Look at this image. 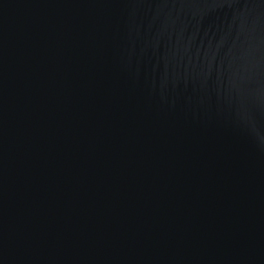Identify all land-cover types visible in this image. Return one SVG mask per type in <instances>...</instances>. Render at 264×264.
Returning a JSON list of instances; mask_svg holds the SVG:
<instances>
[{
	"label": "water",
	"instance_id": "obj_1",
	"mask_svg": "<svg viewBox=\"0 0 264 264\" xmlns=\"http://www.w3.org/2000/svg\"><path fill=\"white\" fill-rule=\"evenodd\" d=\"M0 264H264V0H0Z\"/></svg>",
	"mask_w": 264,
	"mask_h": 264
}]
</instances>
